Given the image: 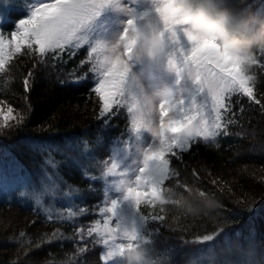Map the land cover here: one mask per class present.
<instances>
[{
  "label": "trees",
  "instance_id": "obj_1",
  "mask_svg": "<svg viewBox=\"0 0 264 264\" xmlns=\"http://www.w3.org/2000/svg\"><path fill=\"white\" fill-rule=\"evenodd\" d=\"M34 2L17 0L16 6H1L0 14L6 19L0 26L10 34L29 11L20 5ZM234 3L252 11L264 10V0ZM262 52L256 50L261 63L252 70L254 94L261 104L234 94L232 112L225 115L231 121L226 131L194 144L182 160L171 159L170 168L179 176L165 181L168 202L157 203L154 209L141 205L142 214L165 217L163 222L149 221L146 228L140 224L159 264H195L205 249L212 251L207 255L213 258L218 251L221 259L233 255L234 241L245 257L257 261L253 256L264 254ZM95 68L85 46L41 55L25 45L0 71V100L20 112L17 123L0 130V166L7 159L14 161L24 170L27 183L36 185V176L59 164V175L67 187L82 193L75 199L80 215L72 218L48 217L32 202L0 201V264L103 263L102 245L87 230L97 221L98 206L105 197L100 178L104 161L113 146L127 138L126 118L130 117L126 108L107 122L100 117L101 101L92 91ZM204 202L208 207H202ZM206 235L213 239L181 243Z\"/></svg>",
  "mask_w": 264,
  "mask_h": 264
},
{
  "label": "snow or ice",
  "instance_id": "obj_2",
  "mask_svg": "<svg viewBox=\"0 0 264 264\" xmlns=\"http://www.w3.org/2000/svg\"><path fill=\"white\" fill-rule=\"evenodd\" d=\"M134 3L135 0L131 4L125 0H41L31 6L30 15L20 19L8 36L0 31V71L5 68L6 56L10 58L13 52L20 53L25 45L43 55L63 50L72 43L79 46L83 42L91 44V54L103 55L95 69L99 72V79L92 90L101 101L99 115L107 122L108 117H115L126 108L130 117L126 118V126L133 134L114 145L104 161L105 169L100 178L107 184L106 199L98 206L103 219L87 230L90 236L99 234L100 244L107 246L102 254L105 264H114L126 245L130 246L137 239L151 242L141 231L140 224L146 228L149 221L163 222L165 217L142 214L141 205L154 209L157 203L168 202L165 200L168 191L164 187L165 181L179 176L170 168L171 159L182 160L183 153L194 144L216 138L226 131L231 121L226 120L225 115L232 112V96L248 97L255 104H261L254 94L253 79L237 71L234 60L226 58L213 41L203 40L178 28L179 21L165 19L164 28L169 41V49L165 53L168 64L176 66L180 80L184 79L185 68L192 69V82L196 89L191 95H185L183 88L171 93L160 102L157 117L153 120L139 107L146 102L145 98L130 87L131 64L133 58L139 56L136 24L148 15L138 16ZM107 6L126 12L130 18L118 40H92L85 29ZM181 33L191 43L190 50L185 49ZM261 55L264 56V52ZM24 83L26 88L29 87L27 78ZM8 112L11 113L12 109L9 108ZM8 118L5 116V120ZM145 131L151 134V142L139 143V154L128 163L133 137L143 141ZM153 165L158 167L157 175L151 172ZM51 168L50 173L45 172L46 182L40 183L33 191L37 203L57 194L70 196L74 191L61 192L59 185H67L59 175V164H53ZM23 179L18 172L15 174V181ZM182 187L187 188L186 185ZM127 203L134 208L135 216L131 219L122 213ZM212 239L206 235L197 241L181 243H204Z\"/></svg>",
  "mask_w": 264,
  "mask_h": 264
},
{
  "label": "clouds",
  "instance_id": "obj_3",
  "mask_svg": "<svg viewBox=\"0 0 264 264\" xmlns=\"http://www.w3.org/2000/svg\"><path fill=\"white\" fill-rule=\"evenodd\" d=\"M150 6L154 16L148 14L136 24L138 55L161 61L169 49L165 19L179 21L178 28L203 40L213 41L226 58L234 60L237 71L254 78L252 70L259 62L256 50H264V10L237 7L234 0H150ZM168 70L177 73L175 65L169 66ZM184 74L192 81V69L185 68ZM183 91L188 95L192 90L185 86ZM173 92L171 87L152 91L140 87L136 93L146 102L139 107L155 120L160 102ZM151 172L157 175L158 167L153 165ZM202 207H208L207 202ZM117 260L122 264H159L149 243L143 239L126 245Z\"/></svg>",
  "mask_w": 264,
  "mask_h": 264
},
{
  "label": "rangeland",
  "instance_id": "obj_4",
  "mask_svg": "<svg viewBox=\"0 0 264 264\" xmlns=\"http://www.w3.org/2000/svg\"><path fill=\"white\" fill-rule=\"evenodd\" d=\"M41 0H35L33 4L27 3L25 5L21 4V7H27L29 9L28 13L24 16L30 15L31 6L35 3H39ZM47 2V0H44ZM126 3H133V0H125ZM17 0H0V12L1 6H5L6 8L16 6ZM136 9V13L138 16H142L144 13H148L149 15H153L150 0H135L133 5ZM22 17V18H24ZM21 18V19H22ZM129 15L119 9L113 8L111 6H107L101 10L99 16L94 18L86 27L85 31L88 33L92 40H103V41H116L118 40L119 36L123 32L124 28L126 27V22L129 19ZM6 19L3 14H0V24ZM142 21V19H140ZM17 23L15 25V28ZM14 28V29H15ZM13 29V30H14ZM12 30V31H13ZM0 31H3L6 36L9 35L2 26H0ZM167 35V34H166ZM182 36V41L186 50H190L191 43L187 40L186 37ZM87 47L89 50V57L93 60L96 64V68L99 67V61H102L103 55L96 56L95 54H91V44L90 43H83L77 46L75 43L69 44L66 47L71 48H80V47ZM19 53H12L11 57L6 56V64L5 67L9 64V62ZM95 68V69H96ZM169 64L167 61V57L165 56L161 61H154L150 60L146 56L139 55L138 57H134L132 64H131V72H130V87L131 90L136 92L140 87H145L148 91H152L154 89H160L164 87H171L174 92L179 91L180 89L184 88L185 86H189L191 88V94L195 93L196 85L189 79H187L186 75L184 74V79L180 80V77L177 73L170 72L168 70ZM95 73V85L99 79V72L94 71ZM179 81V83H178ZM11 108L12 112L9 113L8 109ZM20 112L10 106L7 102L0 100V130L7 128L15 123H17L20 119ZM5 116L9 118L5 120ZM133 134L129 130V134L127 139L131 137ZM215 139V138H213ZM123 141V140H122ZM151 142V134L145 131L143 133V141H137L135 137H133V145L131 149V153L127 156V162L130 163L132 159H134L138 154V147L139 143H149ZM117 142L116 144H118ZM115 144V145H116ZM10 159L5 160L4 164L0 166V201L5 202H24V203H34L38 209L43 211L48 217H59V218H72L80 215L81 210L77 209L75 199L82 195L81 191L78 189H73L74 191L70 196H63L61 194H57L54 198H43L39 203H37L36 198L33 195V191L36 187L39 186L40 183L46 182L45 180V172H51L50 169H44L43 173L39 174L35 177L34 182L36 185L28 184V179L24 170L18 165H16L13 161L11 163ZM18 166V167H17ZM18 172L19 176L24 177L21 181H15V174ZM61 192L68 191L71 187H63L62 184L59 185ZM104 196L107 191V184L104 181ZM108 195H111L109 192ZM106 196L104 197L103 201H105ZM102 201V202H103ZM62 202H66L69 207L68 209L64 208ZM102 204V203H101ZM122 213L128 217L129 219L135 216L134 208L131 203L125 204L122 209ZM98 220L102 222V216L99 214L98 211ZM96 222V221H95ZM95 222L93 226L95 225ZM97 239L100 241L99 234H96ZM119 242V241H118ZM102 245V244H101ZM233 250L235 252L233 255H224L223 258L219 259V252L216 251V256L214 258L207 255V253L212 252L211 250L204 251L203 256L196 260L195 264H264V254L255 255V261L252 257L245 255L241 252L238 246V242L234 241L232 243ZM107 246L102 245V254L106 251ZM216 250V249H215ZM210 251V252H209ZM101 254V257H102ZM211 258V259H210ZM216 261H214V260ZM212 260V262H211ZM220 260V263H219ZM103 261V260H102ZM102 264H105L103 261ZM116 264V261L114 262ZM194 264V263H193Z\"/></svg>",
  "mask_w": 264,
  "mask_h": 264
}]
</instances>
